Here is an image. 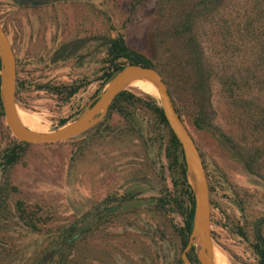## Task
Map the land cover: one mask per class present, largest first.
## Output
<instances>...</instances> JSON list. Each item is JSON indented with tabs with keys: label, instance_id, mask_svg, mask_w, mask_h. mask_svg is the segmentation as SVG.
Returning a JSON list of instances; mask_svg holds the SVG:
<instances>
[{
	"label": "rangeland",
	"instance_id": "obj_1",
	"mask_svg": "<svg viewBox=\"0 0 264 264\" xmlns=\"http://www.w3.org/2000/svg\"><path fill=\"white\" fill-rule=\"evenodd\" d=\"M158 1L161 0H145L132 11L126 9L123 0H91L87 7L88 13L95 16L96 36L112 38L120 34L129 48L146 58L156 60L160 47L154 8ZM77 5H63L66 7L65 14L72 12L76 17L78 12L83 11ZM218 10L217 20L227 22L229 31L233 34L228 39L224 52V57L229 60L226 64L230 65L227 72L239 71L242 74L244 69L252 66V41L249 38H243L240 42L236 40L233 27L237 24L241 26L243 17L247 15L248 0H224ZM23 13L21 9L16 10L10 0H0V26L8 40L13 41L17 56L27 59L21 70L18 68V79L25 82L29 74L40 67L44 68L46 64L42 65L45 62L34 60L23 34L17 41L12 38L16 15L20 17L18 27L22 30L25 28L22 25ZM64 28L65 31H76V25L70 20ZM197 33L207 69L214 74L221 73L222 59L216 55L218 50L212 49L213 40L209 28L203 25ZM104 57L105 49L100 48L96 54L94 93L88 89L81 90L66 99L63 91L35 92L31 86L24 87L25 83L22 82L19 93L21 104L15 102L17 108L38 117L40 128L43 129L40 131L54 129L59 118L71 115L69 120L73 119L97 95L100 84L97 76L102 71ZM45 68L47 76L33 77H39V83L49 79L47 85L55 86L73 79L74 75L70 77L65 74V65L56 69ZM206 85L202 99H195L202 110L204 122L194 124L195 113L189 106V101L185 102L183 116L184 125L206 155L207 186L209 197L214 201L210 209L211 242L214 251L222 255L223 264H253L255 256L248 245V241H252L253 232L250 220L264 216V181L248 173L243 165L245 149L251 150L250 141L255 140L258 132H252V136L247 135L252 139L241 140L248 131V117L244 115V110L242 114L237 101L245 98L264 103V89L261 91L258 84L249 89L243 88L237 93V101L234 103V98L220 92L216 77H209ZM128 90L134 94L143 92L133 85H128ZM109 120L111 125L121 127L128 133L127 136H122V142L118 144L110 143L108 137L105 138L107 141L88 139L86 134L54 143H28L23 157L11 167L10 181L18 189L14 196L38 212V225L47 234L44 238H39L22 230L0 232V264H171L174 257H179V239L173 233V227L181 226L182 219L169 210V205L160 207L155 213L151 205L146 207L137 204L97 222L89 232L73 242L69 254L63 260L57 262L55 256L52 260L47 259L45 253H40L34 260L33 251L58 239L53 234L56 227H65L82 216L86 218L93 205L102 200L109 202L111 197L123 195L135 182H140L136 187L147 188L136 198L159 195L162 198L164 193L171 194L175 191L170 184L172 173L166 168L167 161L163 155L166 132L162 126H158L149 113L138 108L130 115L136 133L128 131L122 118L116 114H112ZM11 139L15 140L7 131L1 114L0 150ZM257 144L263 146L261 139ZM1 180L0 168V183ZM229 220L246 224L248 241L227 231L224 225ZM257 233L264 238V223L258 225ZM3 249L12 255L11 262L1 259ZM18 249L21 251L14 252L19 251ZM214 262L218 264L215 260Z\"/></svg>",
	"mask_w": 264,
	"mask_h": 264
},
{
	"label": "trees",
	"instance_id": "obj_2",
	"mask_svg": "<svg viewBox=\"0 0 264 264\" xmlns=\"http://www.w3.org/2000/svg\"><path fill=\"white\" fill-rule=\"evenodd\" d=\"M123 1L126 9L132 11L137 6L144 3L145 0ZM223 2L224 0L158 1V5L154 8V13L156 14V20L158 22L157 39L160 47L156 60L146 58L142 54L129 48L120 34L112 38L104 39L106 58L104 59L102 71L97 76V80L100 81L97 87V93L108 79L125 65L139 64L144 67H151L158 71L165 82L172 104L181 121L184 123L185 117L183 116V110L185 108V102L189 101L191 103L190 105L188 102L189 106L195 113L194 124L197 125L198 121L204 122L205 119H203L202 110L200 105L195 103V99H202V94L206 91V82L209 80V77H216L218 85L220 86V92L234 99L241 89H249L255 84L260 85L259 88L262 91L264 89V79H261L264 77V0H248L247 15L243 17L241 26L237 24L236 27H233L236 31V40L240 42L243 38H249L252 41V66L248 69H244L242 74L239 71L227 72L230 65L226 64L229 60H226L224 57V52L227 48L228 39H230L233 34L229 31L227 22L224 20H220L219 22L217 20L218 15L216 14ZM203 25H207L212 34L211 37L214 41H212V49L218 50L216 55H219L222 59L221 73L214 74L206 67L197 37V32ZM21 90L22 82L17 79L15 85V102L18 103V105L21 104L19 100V93ZM139 92L140 94H134L126 88L117 93L109 104L103 119L81 134L88 135V139L90 138L92 140L100 139L102 141H107L105 138L108 137L110 143L118 144L122 142V136H127L128 133L121 127L111 125L109 119L112 114H116L122 118L128 131L135 132V128L130 121V115L136 108L141 109L145 113H149L154 122L158 126H162L166 132V140L163 146V155L167 161L166 168L172 173L171 180L174 182V185L180 187L185 199L182 206L179 203L176 191H174L171 194L164 193L163 197L160 198V202L161 207L169 205V210L182 217L183 225L180 227H173V233L179 239V250H181L186 243L187 235L190 230L193 207L192 194L184 178V162L181 149L165 122L161 109L155 99L156 96L141 91ZM55 93H59V91H55ZM70 96V93L65 94L66 99ZM236 101L235 99L234 103ZM237 102H239V106H241L242 114L244 110V115L248 117V127L246 129L248 131L242 136L241 140L246 141L252 139V137H247V135L250 134L252 136V132H258V137L256 136L253 142L252 140L250 141L252 143L251 150L245 149L244 156L242 157L243 165L248 173L264 181V103H260V101L258 103V100L252 101L245 98H240ZM235 105L236 104H234V106ZM78 113L79 111L76 112V114ZM1 114L0 110V116ZM70 117L71 115L59 118L56 127L67 122ZM195 120L197 121L195 122ZM260 139L263 144L262 147L260 144H257ZM193 141L200 155L207 179L208 172L205 167L206 155H204L197 141L194 139ZM228 141L231 144L233 143L230 139ZM27 145L28 143L11 139V141L0 150V168L2 172V180L0 183V232L22 230L34 234L39 238H44L47 233L46 231L43 232L41 226L38 225L40 223L38 212L22 199L14 196L18 193V189L10 181L11 167L23 157L24 149ZM212 203H214V201L210 198V209H212ZM238 206L242 211L243 209L239 201ZM209 220L212 222L211 213ZM250 221V224L253 226L255 219ZM77 224L83 226L81 227L82 234H86L91 230V218L88 216L83 218L82 216L81 218L74 219L65 227H56L53 234H55L57 238L63 233L68 234L69 232H76L79 230V227H76ZM224 226L229 233L239 236L244 241L248 240L245 231L246 224H239L236 220H229ZM55 237L53 236V238ZM210 237L213 241L211 233ZM252 238H254L252 252L255 256L253 264H264V238L255 236L254 231L252 232ZM55 241L56 239H53V243H55ZM61 242L64 243L65 241L62 240ZM53 243L40 250L38 249V251H33L34 260L40 253L44 254L51 249ZM70 247L71 245H68L67 250L63 249L58 251L57 255L63 258L66 257V255L69 254ZM18 250L19 251L15 250L14 252L21 251L20 249ZM2 252L4 253L1 254V259L4 258L5 261L11 262L12 255L8 253L7 250L5 252V249H3ZM186 257L191 264H198L192 249L186 253ZM171 264L183 263L179 257H174V261Z\"/></svg>",
	"mask_w": 264,
	"mask_h": 264
},
{
	"label": "flooded vegetation",
	"instance_id": "obj_3",
	"mask_svg": "<svg viewBox=\"0 0 264 264\" xmlns=\"http://www.w3.org/2000/svg\"><path fill=\"white\" fill-rule=\"evenodd\" d=\"M10 1L11 3H13V5H15L16 10L21 9L24 12V15H22L24 19L22 25L25 26L24 30H22L21 27H18L20 17L16 15L14 17V36H12V38L17 41L23 34V39L27 40V45H29L30 54L35 58L34 60H39L43 63L45 62L44 64H42H46V68L44 67L45 69H56L61 66L64 67L65 65L67 69V71H65V74L69 75L70 77L74 75L73 79L68 83H57V85L55 86H49L47 85L49 79H47V81L45 80L44 83H39V77H37L36 79L33 78L37 75L47 76L48 72L44 70L43 67H40L36 71L33 70L35 72L29 74V78L27 77V81L24 82L20 80V82L25 83L24 87L31 86L30 88L35 92L50 91L55 93V91H63L65 94L70 93L71 95H74L80 92L81 90L88 89L89 92L94 93L96 91V54L100 48L105 49L103 40L108 38L98 37L95 34V16L93 13H88L87 7V4L91 2V0ZM72 3L78 4L77 8L82 7L83 9L82 12L80 11L76 14V17L72 12L70 14H65L66 7L63 5H70ZM69 20L70 22L76 25V31L71 29L70 31H65V24H67V21ZM12 42L13 41L9 40L15 62L16 85L19 69L21 70L23 64H25L27 59H20L17 56ZM104 58H106V54ZM61 75L62 74H60V76ZM142 183L145 182H141V184ZM138 184H140V182H135L133 185H131V187H129L125 191L123 195L119 197L118 195L113 196L110 198L109 202H107L106 200H102L99 201L96 205H93L88 215V217L91 218V227L95 226L97 222L104 219V217L118 213L123 208H126L130 205L134 206L137 204H142L146 207H149L151 205L153 207L154 212L157 213L161 207V195H159L158 197L147 196L144 198H136L135 196L144 193V191L147 189H144L139 186L136 187V185ZM170 184L172 189L176 191L179 203L182 205L184 203L183 201L185 198L182 194V191L180 190V187L174 185V182H172L171 177ZM112 207H115V210L106 211L107 208ZM164 207L165 206H163V208ZM179 217L182 219L181 216ZM263 217L264 216L256 218L254 221L253 231L255 233V236H261L257 233V227L258 225L263 224L264 220L258 223L256 222L258 219ZM76 227H79V230L76 232H69L68 234L63 233L59 235L58 239H56L55 243H53V247L49 249L44 256H46V258L50 260H52V257L55 256L57 262L62 260L63 257L57 255V252L63 249L67 250L68 245L72 246L73 242L83 235V232L81 230V227L83 226L77 224ZM62 240H64L65 242H61ZM253 242L254 238H252L251 242L248 241V245L251 251ZM183 247L180 251H182Z\"/></svg>",
	"mask_w": 264,
	"mask_h": 264
},
{
	"label": "water",
	"instance_id": "obj_4",
	"mask_svg": "<svg viewBox=\"0 0 264 264\" xmlns=\"http://www.w3.org/2000/svg\"><path fill=\"white\" fill-rule=\"evenodd\" d=\"M134 80H145L154 87L157 104L181 149L184 178L192 194L193 207L190 230L180 258L183 264H191L186 252L192 249L198 264H215L210 238V205L205 171L196 145L175 111L167 86L158 71L139 64L125 65L108 79L94 99L73 119L49 131L31 130L23 126L17 117L16 111L19 108L15 104L14 56L7 35L0 26V106L4 125L16 141L54 143L81 134L103 118L115 95L125 90L126 85ZM113 210L115 207L106 209ZM262 220L264 217L256 223Z\"/></svg>",
	"mask_w": 264,
	"mask_h": 264
},
{
	"label": "bare ground",
	"instance_id": "obj_5",
	"mask_svg": "<svg viewBox=\"0 0 264 264\" xmlns=\"http://www.w3.org/2000/svg\"><path fill=\"white\" fill-rule=\"evenodd\" d=\"M128 85H133V86L137 87L138 89H140L143 92L148 93V94H154V95L156 94L154 87L149 82H147L145 80H134V81L130 82L129 84H127L126 88H128ZM16 112H17V117L23 126L29 128L31 130H35V131L43 130L42 128H40V124H39L40 121H39L38 117H36L35 115H33L31 113H28L27 111H25L23 109H17ZM221 256L222 255H220V253L218 251L215 250L213 252V258L218 264H223V259Z\"/></svg>",
	"mask_w": 264,
	"mask_h": 264
}]
</instances>
